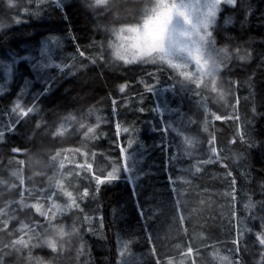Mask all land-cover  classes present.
<instances>
[{
	"label": "trees",
	"instance_id": "1",
	"mask_svg": "<svg viewBox=\"0 0 264 264\" xmlns=\"http://www.w3.org/2000/svg\"><path fill=\"white\" fill-rule=\"evenodd\" d=\"M33 2L20 15L0 0V264H264V0H237L233 23L215 29L228 52L220 102L208 90L173 94L174 113L158 96L165 84L179 92L175 74L105 47L108 27L137 20L139 0ZM53 42L63 62L85 57L48 83L36 72L50 53L36 47ZM135 134L141 147L126 153ZM135 149L144 157L133 163ZM71 156L80 173L63 185L89 199L57 211L54 181ZM53 226L74 243L62 254L41 241Z\"/></svg>",
	"mask_w": 264,
	"mask_h": 264
},
{
	"label": "rangeland",
	"instance_id": "2",
	"mask_svg": "<svg viewBox=\"0 0 264 264\" xmlns=\"http://www.w3.org/2000/svg\"><path fill=\"white\" fill-rule=\"evenodd\" d=\"M13 9H16L20 14L24 15L29 11V4L36 0H8ZM46 1V0H37ZM60 3L61 0H55ZM99 4L114 3L120 0H93ZM141 2L138 18L134 22L122 24L120 26L108 27L109 38H107L105 47L107 50H111L113 59L122 61L123 63L142 65V66H154L165 68L171 71L178 77L175 80L176 87L179 92L170 89L173 86L171 84H165L164 89L160 90L158 96L162 100L163 106L171 111L177 112L178 104L171 103L170 101L182 93L184 101L187 100L186 94L192 90L198 89L205 92L207 98V90L211 91L209 96L212 100H219V95L222 94V80L220 73L224 68V61L228 56L226 49L220 47L217 44L215 29L218 25H230L234 21L235 13L232 11V7L236 5L237 0H139ZM33 2V3H34ZM109 3V4H110ZM164 6L171 9V20L168 25V30L164 36L163 47L159 46L160 41L157 34V30L154 28L151 36L147 35L148 24L154 20L157 12ZM226 8H230L227 12H224ZM22 14V15H23ZM21 15V14H20ZM15 18V17H14ZM18 20V18H17ZM181 37L184 41L183 45L174 54L167 55L169 48L172 46L171 42L175 37ZM50 44V43H49ZM45 43L42 47H36L37 50L43 51L45 54L50 53V58L42 59L39 63V68L36 72L37 76H45V80L51 82V74L56 72L60 73L66 70L73 69V60L78 57H85L83 51H79L76 56L73 55L71 61L63 62L60 58H57L58 49L50 50L54 47L55 42L51 44ZM115 44L118 47L113 50L112 45ZM57 48V47H56ZM35 48H27L26 51L31 53ZM57 55V56H56ZM62 56V55H60ZM12 65L16 66L18 61V55H12ZM56 61L58 62L56 64ZM53 62L58 66V71L50 70L53 66ZM61 62V63H59ZM75 70V69H74ZM73 70V71H74ZM44 75H43V74ZM170 87V88H167ZM205 88V89H204ZM171 92V93H170ZM175 96H174V95ZM221 96V95H220ZM119 109L116 105L113 108L116 121L119 119ZM120 122V121H119ZM182 124L177 126L178 136H182V139L186 141V145L191 147L192 139L188 133L186 126V120L182 119ZM186 123V124H185ZM123 128H121L120 132ZM192 133V132H190ZM124 151L128 153L129 148L141 147L139 135L135 134V137L127 139V142L123 145ZM133 163L139 160L142 155V151L139 152L135 149L131 151L130 156ZM127 161V158L125 159ZM130 160V158L128 159ZM127 166L129 164L127 163ZM80 168L77 166L76 156L66 157L61 160L60 168L58 171L59 178L54 181V186L59 189L54 191V195L51 197V205L57 204L56 210L68 211L71 208L80 205V202L88 200L89 189L84 188L81 190H67L64 181L62 179L65 176H70L73 171H77V175L80 173ZM127 173L131 176L132 169L127 167ZM63 174V175H61ZM57 177V176H56ZM52 208V207H51ZM57 211L55 213H57ZM50 214V211H48ZM53 226V229L49 231V227L42 229L41 241L45 244L52 246L56 252L62 254L68 247L74 246V243L66 244L63 242V238L67 239V229ZM54 230V231H53ZM77 229L70 230L72 241L75 239V233ZM54 246V247H53ZM59 249V250H58ZM194 249L191 250L190 256L194 261ZM237 252L233 253V250L228 252L229 257L225 258L227 263H237ZM218 255L217 253L213 254ZM173 263H185L184 258L180 257L178 260H173ZM195 263V262H192ZM13 264H40V263H22L17 262ZM45 264H66L61 263V259L58 258L57 263H45ZM130 264V263H127Z\"/></svg>",
	"mask_w": 264,
	"mask_h": 264
},
{
	"label": "snow or ice",
	"instance_id": "3",
	"mask_svg": "<svg viewBox=\"0 0 264 264\" xmlns=\"http://www.w3.org/2000/svg\"><path fill=\"white\" fill-rule=\"evenodd\" d=\"M171 20V9H168L167 6L162 7L156 14L154 20L150 21L148 24L147 35L151 36L153 34L154 28L157 30L160 44L159 46L163 47L164 36L168 30V25ZM123 91V89H121Z\"/></svg>",
	"mask_w": 264,
	"mask_h": 264
},
{
	"label": "clouds",
	"instance_id": "4",
	"mask_svg": "<svg viewBox=\"0 0 264 264\" xmlns=\"http://www.w3.org/2000/svg\"><path fill=\"white\" fill-rule=\"evenodd\" d=\"M183 43H184V41L181 37H179V36L175 37L173 39V41L171 42L172 46L169 48L167 55L174 54L178 49H180V47L183 45ZM112 47H113V50L115 51L118 46L113 44Z\"/></svg>",
	"mask_w": 264,
	"mask_h": 264
}]
</instances>
